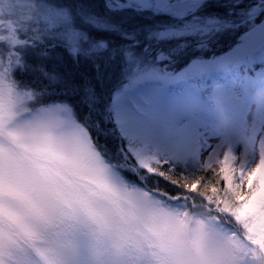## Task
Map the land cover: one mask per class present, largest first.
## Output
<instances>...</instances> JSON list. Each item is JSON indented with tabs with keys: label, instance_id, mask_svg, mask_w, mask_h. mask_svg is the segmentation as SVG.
<instances>
[{
	"label": "snow or ice",
	"instance_id": "snow-or-ice-1",
	"mask_svg": "<svg viewBox=\"0 0 264 264\" xmlns=\"http://www.w3.org/2000/svg\"><path fill=\"white\" fill-rule=\"evenodd\" d=\"M186 3L103 0L109 13H130L113 22L99 14L100 0H29L22 31L0 21V264H151L155 253L146 250L151 247L147 225L133 201L122 200L120 178L90 128L98 136L108 130L111 82L127 89L152 78L150 66L166 58L161 43L174 41L172 51L207 46L219 17L195 13L204 8L223 15L227 9L194 0L198 7L188 20ZM233 7L247 11L249 26L233 56L239 61L248 50L264 46V0H236ZM146 14L171 16L176 23L141 19ZM91 29L114 35L97 40ZM193 65L202 70L213 64ZM116 94L113 90L112 101ZM234 160L226 154L211 177L182 186L185 179L160 170L163 160L140 166L183 190L171 196L157 189L181 201L178 209L185 215L198 204L189 197L199 193L207 211L235 216L251 245L264 251V154L246 174ZM229 255L232 264H251L255 248L236 241Z\"/></svg>",
	"mask_w": 264,
	"mask_h": 264
},
{
	"label": "rangeland",
	"instance_id": "rangeland-1",
	"mask_svg": "<svg viewBox=\"0 0 264 264\" xmlns=\"http://www.w3.org/2000/svg\"><path fill=\"white\" fill-rule=\"evenodd\" d=\"M242 37L228 52L193 59L176 72L153 64L152 78L119 89L111 115L112 119L115 115L114 123L137 173L146 171L140 164L154 165L158 160H169L172 165L189 163L199 172L211 169L214 173L226 154L245 172L258 163L264 154V83L259 88L255 83L261 77L241 74L238 83H205L213 75L240 74L241 64L264 62V46L248 50L239 61L233 59L245 43ZM193 61L213 65L197 70ZM127 109L136 119L130 118ZM116 174L124 178L119 171Z\"/></svg>",
	"mask_w": 264,
	"mask_h": 264
},
{
	"label": "clouds",
	"instance_id": "clouds-1",
	"mask_svg": "<svg viewBox=\"0 0 264 264\" xmlns=\"http://www.w3.org/2000/svg\"><path fill=\"white\" fill-rule=\"evenodd\" d=\"M30 10L29 0H0V21L4 22L5 28L10 22L22 31ZM191 182L185 179L181 186ZM120 196L122 200L133 201L135 212L147 225L145 235L151 247L146 250L155 253L151 264H232L229 252L236 241L255 248L251 264H264V251L247 240L248 233L243 222L237 221L231 214L207 211V205L200 202L199 193L189 197L197 199L198 204L195 208L189 207L187 215L183 208L178 209L176 201L160 195L157 189L143 183L136 185L126 178L120 179ZM227 198L233 208L238 206L231 193ZM248 222L251 223L250 218Z\"/></svg>",
	"mask_w": 264,
	"mask_h": 264
},
{
	"label": "trees",
	"instance_id": "trees-1",
	"mask_svg": "<svg viewBox=\"0 0 264 264\" xmlns=\"http://www.w3.org/2000/svg\"><path fill=\"white\" fill-rule=\"evenodd\" d=\"M254 2L255 0H245L246 4H251ZM235 3L236 0H209V4L226 8L227 13L223 15L214 12L210 13L204 8L195 13L197 17H219L218 20H214L213 35L210 37L209 41H206L207 46L196 52H193L191 49L184 51H172L175 44L174 41L161 43L158 47L164 51L166 58L162 62H159L157 64L168 71L176 72L189 64L193 59L218 56L228 52L230 49L236 46L241 41V37L245 35V33L249 30V26L247 20V11H241L237 8H234L233 5ZM100 8L101 11L99 14L102 17H105L106 19H109L113 22L121 21L125 16L130 15V13H109L106 9L103 8V0H100ZM191 18L192 17L190 10V15L186 17V19L191 20ZM141 19H152L156 23H159L161 21L166 24L176 23L171 16L151 17L150 14H146L145 16L141 17ZM216 29H218V31ZM90 34L94 35L95 39L97 40H111L114 35L113 33L96 32L95 29H91ZM155 55L156 53L153 52L152 57L154 58ZM238 69L241 72L240 74L234 71L232 75L227 77L222 75H213L212 77L207 79L205 83L206 85H213L215 83L231 84L234 81L237 82L241 74L242 77L248 76V78H252L254 76H257V78L261 77V79L255 83L257 85L256 87L258 88L260 83H264V72H262L264 71L263 61L253 63V65L244 63L241 64ZM122 86L123 85L117 87L116 81H113L109 84L108 99L111 103L112 91L114 90L117 93ZM110 108L108 109L110 115L105 117V119L109 121L107 125L108 130L98 136L97 129L90 128L93 138L97 142V147L101 151L104 158L112 163L116 169H119L120 174L124 178L135 183L136 185H140L141 183H143L144 185L151 188L162 189L165 192L169 193L171 196L182 194L183 190L181 188L174 186L160 176L147 175L148 173L146 171L140 169L137 173V167L134 165L135 161L132 155L126 150L125 141L120 136L116 125L113 122ZM81 119H83V117H81ZM163 161H165V163L160 170L165 171L166 173H168V175L175 179L183 178L194 181L202 177H211L213 174V171L211 169H205L199 172L194 167V165L190 166L189 163H186L183 166L181 164L172 165L169 160ZM153 166H156V164H154ZM170 168L174 169V171H169ZM140 171L142 173H140ZM176 202L178 204L181 203V201Z\"/></svg>",
	"mask_w": 264,
	"mask_h": 264
},
{
	"label": "water",
	"instance_id": "water-1",
	"mask_svg": "<svg viewBox=\"0 0 264 264\" xmlns=\"http://www.w3.org/2000/svg\"><path fill=\"white\" fill-rule=\"evenodd\" d=\"M193 5H196L194 3V0H187V3L183 7L187 8V7H190V6H193Z\"/></svg>",
	"mask_w": 264,
	"mask_h": 264
}]
</instances>
